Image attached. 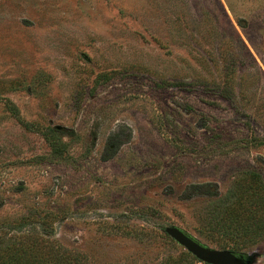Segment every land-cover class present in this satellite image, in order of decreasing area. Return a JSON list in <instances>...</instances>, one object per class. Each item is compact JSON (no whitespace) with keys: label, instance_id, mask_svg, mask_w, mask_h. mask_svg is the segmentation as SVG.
Instances as JSON below:
<instances>
[{"label":"rangeland","instance_id":"374dc122","mask_svg":"<svg viewBox=\"0 0 264 264\" xmlns=\"http://www.w3.org/2000/svg\"><path fill=\"white\" fill-rule=\"evenodd\" d=\"M253 173L264 183V0H0V233L159 264L186 250L165 239L177 225L264 264V235L202 210Z\"/></svg>","mask_w":264,"mask_h":264},{"label":"trees","instance_id":"16d2710c","mask_svg":"<svg viewBox=\"0 0 264 264\" xmlns=\"http://www.w3.org/2000/svg\"><path fill=\"white\" fill-rule=\"evenodd\" d=\"M251 176V183L247 190L242 185L237 188L239 191L244 190L245 197L237 196L232 203H228L225 197H220L202 207V210H207L208 215L219 217L220 220L225 213L234 210L235 216L230 219L235 223L233 229L236 234L257 238L264 235V197L258 195L259 192L264 193V183L258 182L256 173ZM241 213L242 215H240ZM243 215L252 221L242 225L239 219ZM22 228V224L16 227L10 224L1 229L0 264H98L91 261L88 254L72 250L60 243L55 238L54 230L22 231ZM163 230L165 232V228ZM165 235L167 238L163 237L176 246V241L166 232ZM226 248L228 247H224V249ZM232 250L237 251L235 248ZM196 262L202 261L187 250L180 249L163 256L159 264H195Z\"/></svg>","mask_w":264,"mask_h":264},{"label":"water","instance_id":"95a60500","mask_svg":"<svg viewBox=\"0 0 264 264\" xmlns=\"http://www.w3.org/2000/svg\"><path fill=\"white\" fill-rule=\"evenodd\" d=\"M165 232L179 245L183 246L196 258L207 264H252L253 259L246 253L232 249H219L211 247L184 228L171 225L165 228Z\"/></svg>","mask_w":264,"mask_h":264}]
</instances>
